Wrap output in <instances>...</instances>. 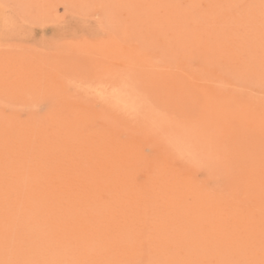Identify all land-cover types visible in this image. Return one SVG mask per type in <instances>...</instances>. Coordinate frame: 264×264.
I'll use <instances>...</instances> for the list:
<instances>
[{
	"label": "rangeland",
	"instance_id": "obj_1",
	"mask_svg": "<svg viewBox=\"0 0 264 264\" xmlns=\"http://www.w3.org/2000/svg\"><path fill=\"white\" fill-rule=\"evenodd\" d=\"M0 264H264V0H0Z\"/></svg>",
	"mask_w": 264,
	"mask_h": 264
},
{
	"label": "snow or ice",
	"instance_id": "obj_2",
	"mask_svg": "<svg viewBox=\"0 0 264 264\" xmlns=\"http://www.w3.org/2000/svg\"><path fill=\"white\" fill-rule=\"evenodd\" d=\"M47 106H48V105H47L46 102L38 103V104L36 105V110H37L38 112H42V111L45 110V108H46Z\"/></svg>",
	"mask_w": 264,
	"mask_h": 264
}]
</instances>
